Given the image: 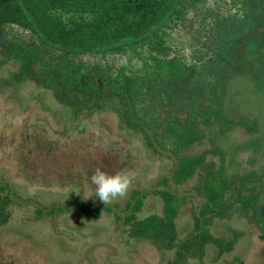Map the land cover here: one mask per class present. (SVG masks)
<instances>
[{"label": "rangeland", "instance_id": "374dc122", "mask_svg": "<svg viewBox=\"0 0 264 264\" xmlns=\"http://www.w3.org/2000/svg\"><path fill=\"white\" fill-rule=\"evenodd\" d=\"M246 3L183 0L157 35L104 56H65L5 25L0 60L5 40L17 38L49 62L100 63L130 78L170 60L194 65L201 78L219 82L223 114L202 125L201 140L190 147L205 155L204 168L176 184L177 159L147 147L116 97L91 100L33 69L0 66V264H264V4ZM98 168L130 171L127 196L102 204L89 189ZM214 174L228 189L214 211L203 213ZM162 191L175 195L172 225ZM134 192L142 199L136 212L129 209Z\"/></svg>", "mask_w": 264, "mask_h": 264}, {"label": "trees", "instance_id": "16d2710c", "mask_svg": "<svg viewBox=\"0 0 264 264\" xmlns=\"http://www.w3.org/2000/svg\"><path fill=\"white\" fill-rule=\"evenodd\" d=\"M183 0H0V31L16 25L31 32L41 45L58 49L65 56L106 55L157 35L179 13ZM264 0H247L248 9ZM61 14L85 15L74 24ZM243 25V23H241ZM13 63L21 74L34 70L38 76L54 77L68 93L88 95L91 100L116 97L127 125L140 133L149 149L158 156L177 159L171 180L185 182L204 168L205 155H192L190 147L201 140V126L221 120L223 95L219 82L201 78L196 66L170 60L143 76L130 78L124 70L116 75L108 66L67 60L49 62L38 48L30 49L17 38L6 39L0 66ZM120 154V153H119ZM207 202L202 212H212L220 204L228 184L220 174L206 182ZM164 200L165 221L174 223L175 195L159 192ZM129 209L139 211L140 192L132 194ZM54 206L49 210L58 209ZM49 211V212H50ZM135 218L132 213L128 220Z\"/></svg>", "mask_w": 264, "mask_h": 264}, {"label": "clouds", "instance_id": "9594fccd", "mask_svg": "<svg viewBox=\"0 0 264 264\" xmlns=\"http://www.w3.org/2000/svg\"><path fill=\"white\" fill-rule=\"evenodd\" d=\"M131 184L132 173L126 169L110 175L98 168L90 177L89 189H94L96 198L106 206L126 197Z\"/></svg>", "mask_w": 264, "mask_h": 264}, {"label": "flooded vegetation", "instance_id": "af4514ba", "mask_svg": "<svg viewBox=\"0 0 264 264\" xmlns=\"http://www.w3.org/2000/svg\"><path fill=\"white\" fill-rule=\"evenodd\" d=\"M2 150H3V149L1 148V149H0V152H1V153H2Z\"/></svg>", "mask_w": 264, "mask_h": 264}]
</instances>
